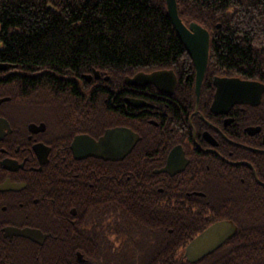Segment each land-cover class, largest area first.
Wrapping results in <instances>:
<instances>
[{"label": "trees", "instance_id": "1", "mask_svg": "<svg viewBox=\"0 0 264 264\" xmlns=\"http://www.w3.org/2000/svg\"><path fill=\"white\" fill-rule=\"evenodd\" d=\"M177 3L186 23L197 21L211 31L208 73L264 82V0ZM0 63L10 66L0 70V98L10 97L3 105L16 111L12 120H44L66 141L78 130L119 121L118 111L109 107L110 96L126 76L173 69L185 81L194 70L166 0H0ZM94 71L101 78L87 81L85 75ZM152 146L145 134L131 158ZM144 163L130 162L127 196L116 189L109 206L79 207L86 210L77 217L69 212L77 207L71 177L60 168L38 173L47 176L45 190L55 200L33 220L55 241L40 255L63 264H175L179 242L197 234L202 222L198 215L181 212V205L153 202L145 179L165 173H154L160 166ZM121 170L120 164L112 166L118 181ZM237 218L264 223L258 215Z\"/></svg>", "mask_w": 264, "mask_h": 264}, {"label": "flooded vegetation", "instance_id": "2", "mask_svg": "<svg viewBox=\"0 0 264 264\" xmlns=\"http://www.w3.org/2000/svg\"><path fill=\"white\" fill-rule=\"evenodd\" d=\"M193 67L185 81L173 69H160L172 70L177 79L176 85L164 84L165 90L153 84H130L127 78L139 72L126 76L123 85L112 87L115 95L122 96H110L109 107L118 111L119 121L92 131L78 130L68 141L44 120L14 122L13 106L3 105L10 97L0 98H9L0 103V264H63L40 255L55 241L48 240V234L33 220L46 214L55 200L45 190L47 176L38 173L60 168L71 177L68 182L76 190L77 207H70L69 212L77 217L79 210H86L79 207L93 209L102 202L109 206L116 189L127 196V168L130 162L144 161L160 166L154 173H165L145 179L153 202L181 205V212L198 215L202 222L195 228L197 234L179 242L175 264H264V223H240L237 218L264 217V90L258 104L228 106L225 103L239 90L227 86L223 105L212 109L218 78L264 82L208 73L207 68L198 93L194 63ZM88 75H92L90 80L85 75L89 82L101 78V74L99 78ZM91 124L96 126L95 121ZM118 127L136 134L131 150L118 149L121 138L99 149L89 147L91 140L97 142L107 130ZM145 134L151 136L154 147L143 153L141 148L131 158ZM79 136L85 137L75 151L72 143ZM114 164L122 167L119 181L113 176ZM32 230L40 231L41 236H27ZM77 257L83 259L79 251Z\"/></svg>", "mask_w": 264, "mask_h": 264}, {"label": "water", "instance_id": "3", "mask_svg": "<svg viewBox=\"0 0 264 264\" xmlns=\"http://www.w3.org/2000/svg\"><path fill=\"white\" fill-rule=\"evenodd\" d=\"M169 16L173 22V25L177 31V34L181 38L186 50L190 54L192 61L196 67L197 80L196 88L199 93L202 86L205 73L208 67L209 61V49H210V38L211 34L208 29L202 26L196 21H192L189 25L185 24L181 17L179 16L177 0H166ZM10 66L6 64H0V70L8 69ZM95 76L99 78V71L94 72ZM86 78L90 80L92 75H86ZM127 81L130 84H153L161 90H165L164 84L173 83L176 85L177 79L172 70H157L150 73L139 72L133 77H128ZM218 87L217 94L215 96V101L213 103L212 109L216 110L219 105H223L222 99L225 95L224 89L227 86H232L239 90V93L230 101V103H225L230 106L233 103H251L258 104L262 98V92L264 90V84L257 81H246L239 78H218L216 81ZM9 98H3L2 101L8 100ZM85 136L76 137L72 143V148L76 151L81 144L82 139ZM121 138V142H118V149L131 150L136 134L129 128L118 127L107 130L103 137L99 141L95 142L91 140L90 146L97 149L108 145L113 139L117 140ZM26 235L30 238H35L36 236H41L40 231L32 230V232H26Z\"/></svg>", "mask_w": 264, "mask_h": 264}, {"label": "bare ground", "instance_id": "4", "mask_svg": "<svg viewBox=\"0 0 264 264\" xmlns=\"http://www.w3.org/2000/svg\"><path fill=\"white\" fill-rule=\"evenodd\" d=\"M143 238V237H142ZM145 240V239H144ZM146 249V248H145Z\"/></svg>", "mask_w": 264, "mask_h": 264}]
</instances>
